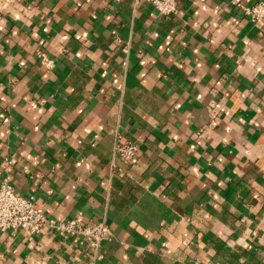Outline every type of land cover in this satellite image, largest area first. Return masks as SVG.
Masks as SVG:
<instances>
[{
	"label": "crops",
	"instance_id": "crops-1",
	"mask_svg": "<svg viewBox=\"0 0 264 264\" xmlns=\"http://www.w3.org/2000/svg\"><path fill=\"white\" fill-rule=\"evenodd\" d=\"M258 1L159 18L140 0H0V181L112 233L96 260L88 240L0 231V264H264V22L239 11Z\"/></svg>",
	"mask_w": 264,
	"mask_h": 264
},
{
	"label": "built area",
	"instance_id": "built-area-1",
	"mask_svg": "<svg viewBox=\"0 0 264 264\" xmlns=\"http://www.w3.org/2000/svg\"><path fill=\"white\" fill-rule=\"evenodd\" d=\"M139 1V0H137ZM146 1L154 8L157 17L168 18L176 13L174 0H140ZM241 14L251 23L264 22V2L258 1L250 6H241ZM39 64L45 70H52L54 59L45 51L38 50ZM118 138V137H117ZM138 145L134 142L117 139L113 146V155L129 164L136 158ZM0 231L22 232L33 235L41 232H54L84 244L88 240L93 248L92 258L100 260L99 248L109 242L112 233L105 222L85 223L83 215L76 213L67 220H56L45 216L36 206L32 197H24L7 181H0Z\"/></svg>",
	"mask_w": 264,
	"mask_h": 264
}]
</instances>
